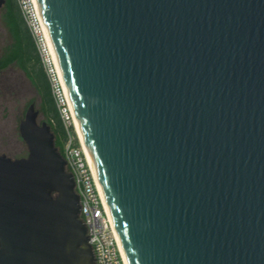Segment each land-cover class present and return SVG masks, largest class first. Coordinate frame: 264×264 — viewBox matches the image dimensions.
I'll return each mask as SVG.
<instances>
[{
  "label": "water",
  "instance_id": "water-1",
  "mask_svg": "<svg viewBox=\"0 0 264 264\" xmlns=\"http://www.w3.org/2000/svg\"><path fill=\"white\" fill-rule=\"evenodd\" d=\"M36 1L127 264H264V0ZM38 113L0 155V264H95Z\"/></svg>",
  "mask_w": 264,
  "mask_h": 264
},
{
  "label": "built area",
  "instance_id": "built-area-1",
  "mask_svg": "<svg viewBox=\"0 0 264 264\" xmlns=\"http://www.w3.org/2000/svg\"><path fill=\"white\" fill-rule=\"evenodd\" d=\"M33 40L40 64L48 80L65 132V169L74 181L79 197V218L85 225L87 242L95 264H127L93 167L76 130L72 108L57 60L36 0H15Z\"/></svg>",
  "mask_w": 264,
  "mask_h": 264
},
{
  "label": "rangeland",
  "instance_id": "rangeland-1",
  "mask_svg": "<svg viewBox=\"0 0 264 264\" xmlns=\"http://www.w3.org/2000/svg\"><path fill=\"white\" fill-rule=\"evenodd\" d=\"M12 42L5 23L3 7L0 8V60L8 52ZM33 103L39 112L37 121H46L42 102L25 72L16 64L0 71V155L12 158L26 156L27 148L19 135L18 125L28 106ZM48 124V123H47Z\"/></svg>",
  "mask_w": 264,
  "mask_h": 264
},
{
  "label": "trees",
  "instance_id": "trees-1",
  "mask_svg": "<svg viewBox=\"0 0 264 264\" xmlns=\"http://www.w3.org/2000/svg\"><path fill=\"white\" fill-rule=\"evenodd\" d=\"M3 14L12 42L8 52L0 60V69L16 63L26 74L42 102V112L52 133L54 144L62 154L65 132L51 95L50 86L40 64L33 40L22 19L15 0H5Z\"/></svg>",
  "mask_w": 264,
  "mask_h": 264
},
{
  "label": "bare ground",
  "instance_id": "bare-ground-1",
  "mask_svg": "<svg viewBox=\"0 0 264 264\" xmlns=\"http://www.w3.org/2000/svg\"><path fill=\"white\" fill-rule=\"evenodd\" d=\"M50 42V41H49ZM52 47V46H51ZM53 49V48H52ZM53 51V50H52ZM73 116H74V114H73ZM74 121H75V125H76V130H77V132H78V135H79V137H80V139H81V141H82V143H83V140H82V137H81V134H80V131H79V128H78V125H77V122H76V120H75V117H74ZM83 145H84V143H83ZM84 148H85V152H86V155H87V157H88V160L90 161V163H91V165H92V161H91V159H90V156H89V153H88V151H87V149H86V147H85V145H84ZM92 167H93V165H92ZM93 171H94V174H95V177H96V173H95V170H94V167H93ZM97 178V177H96ZM100 187V186H99ZM102 192V191H101ZM103 195V194H102Z\"/></svg>",
  "mask_w": 264,
  "mask_h": 264
},
{
  "label": "flooded vegetation",
  "instance_id": "flooded-vegetation-1",
  "mask_svg": "<svg viewBox=\"0 0 264 264\" xmlns=\"http://www.w3.org/2000/svg\"><path fill=\"white\" fill-rule=\"evenodd\" d=\"M2 7H3V6H2ZM2 7H1V8H2ZM0 49H1V48H0ZM1 70H2V69H0V71H1ZM11 158H12V157H11Z\"/></svg>",
  "mask_w": 264,
  "mask_h": 264
}]
</instances>
